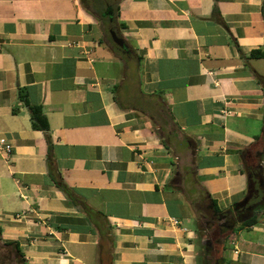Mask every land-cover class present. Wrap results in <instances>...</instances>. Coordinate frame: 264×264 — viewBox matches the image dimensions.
<instances>
[{"label": "crops", "instance_id": "0c3cea01", "mask_svg": "<svg viewBox=\"0 0 264 264\" xmlns=\"http://www.w3.org/2000/svg\"><path fill=\"white\" fill-rule=\"evenodd\" d=\"M118 6L128 58L86 1L0 0L2 248L19 244L16 264H204L202 246L264 264V211L223 232L205 209L232 211L264 174V0Z\"/></svg>", "mask_w": 264, "mask_h": 264}, {"label": "trees", "instance_id": "16d2710c", "mask_svg": "<svg viewBox=\"0 0 264 264\" xmlns=\"http://www.w3.org/2000/svg\"><path fill=\"white\" fill-rule=\"evenodd\" d=\"M86 3L88 0H83ZM119 1L120 0H93V7L96 10H99L98 15L93 12V15H96V18L102 22L105 28V33L107 36H109L111 42H112V49L119 54L120 57L128 58V51L129 48H120L118 47L113 39L110 37L111 36V31L113 28L116 27V22H117V13L119 11ZM263 15H264V10H263ZM122 27V25H121ZM250 56L252 58H264V54L261 50H254L251 52ZM259 81H261L264 84V78L258 77ZM24 101L26 106L28 107V110L30 112V117H31V123L32 127L35 130H40L43 132H48L49 131V122L47 120V117L45 116L42 107L40 106H35L32 105L27 98L24 97ZM263 137H264V129H263ZM260 138V137H259ZM257 138V139H259ZM261 159V154L258 155V160ZM51 162V160L49 161ZM50 170H51V176L52 174V163H50ZM264 181V174L263 172L261 173L259 168L257 166H251L249 170V183L251 185V200L254 202H258L257 206V211H264V202H262V198L264 197V191L261 188V181ZM206 201H208L207 207L205 208L206 211L210 214L209 216V223H219L220 224V229L221 231L225 232L227 227L233 226V223H236L238 220L236 219V212L233 208L232 211H222L217 205V202L211 198H206ZM235 212V213H233ZM257 216H254L253 218L242 222L240 224V227H250L253 224L256 223L257 221ZM206 227V228H205ZM199 229H207L208 226H205V221L203 222L202 225L199 224ZM1 233V229H0ZM228 237H226L227 239ZM6 246L12 247V253L16 255L18 258H23V254L21 253V249L18 243L16 242H11L7 243ZM204 254L207 253L208 249L207 247H203Z\"/></svg>", "mask_w": 264, "mask_h": 264}, {"label": "rangeland", "instance_id": "374dc122", "mask_svg": "<svg viewBox=\"0 0 264 264\" xmlns=\"http://www.w3.org/2000/svg\"><path fill=\"white\" fill-rule=\"evenodd\" d=\"M90 3H91V1L89 0L86 3L87 6L94 13H96V15H98L99 10H96L93 6H91ZM96 15L94 14L95 17H96ZM110 37L112 38V34ZM105 40L107 41L108 44L110 43L109 45H112V42H111L109 36H106ZM214 238H216V236H214ZM199 258H200V262H202L204 264H221L220 251L217 250L216 246H214V248L212 247V248L208 249L206 254H204L203 250H199ZM8 262H9V264H16L15 256L12 254L10 248H4V247L2 248V246L0 244V263L7 264Z\"/></svg>", "mask_w": 264, "mask_h": 264}, {"label": "water", "instance_id": "95a60500", "mask_svg": "<svg viewBox=\"0 0 264 264\" xmlns=\"http://www.w3.org/2000/svg\"><path fill=\"white\" fill-rule=\"evenodd\" d=\"M111 34H112V38L114 40V43L120 47V48H123L124 45H125V42L124 40L122 39V37L120 36L119 32H118V29L117 28H113V30L111 31ZM261 188L263 189L264 191V181L262 180L261 181ZM251 200V185H250V188H249V194L248 196L242 201V202H239L237 203L235 206H234V210H239V209H243L247 206V204L250 202ZM262 202H264V197L262 198ZM249 209L252 210V212L250 213V215H248L247 217H244L242 220H240V223L242 222H245L251 218L254 217V215L256 214L257 212V207H249Z\"/></svg>", "mask_w": 264, "mask_h": 264}, {"label": "built area", "instance_id": "2783aa9c", "mask_svg": "<svg viewBox=\"0 0 264 264\" xmlns=\"http://www.w3.org/2000/svg\"><path fill=\"white\" fill-rule=\"evenodd\" d=\"M223 113L225 115H230L231 112L230 111H223ZM12 146L10 144H8L4 139H0V152L2 154H4L5 156H10V154L12 153ZM172 222L174 224H179V222L177 220H172Z\"/></svg>", "mask_w": 264, "mask_h": 264}, {"label": "flooded vegetation", "instance_id": "af4514ba", "mask_svg": "<svg viewBox=\"0 0 264 264\" xmlns=\"http://www.w3.org/2000/svg\"><path fill=\"white\" fill-rule=\"evenodd\" d=\"M258 206V202H254L252 200H250V202L247 204V206L243 209H239V210H235L236 212V219L238 221L242 220L244 217H247L248 215H250V213L252 212L251 209H249V207H257Z\"/></svg>", "mask_w": 264, "mask_h": 264}]
</instances>
